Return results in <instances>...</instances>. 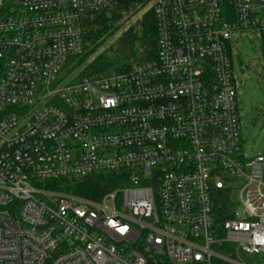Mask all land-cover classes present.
Listing matches in <instances>:
<instances>
[{
  "label": "built area",
  "instance_id": "1",
  "mask_svg": "<svg viewBox=\"0 0 264 264\" xmlns=\"http://www.w3.org/2000/svg\"><path fill=\"white\" fill-rule=\"evenodd\" d=\"M127 2L152 11L155 56L76 79L83 20ZM244 31L264 53V0H0V264H264V154L242 150L231 64ZM92 177L116 186L50 187Z\"/></svg>",
  "mask_w": 264,
  "mask_h": 264
},
{
  "label": "trees",
  "instance_id": "2",
  "mask_svg": "<svg viewBox=\"0 0 264 264\" xmlns=\"http://www.w3.org/2000/svg\"><path fill=\"white\" fill-rule=\"evenodd\" d=\"M136 7V4L127 2L117 9L91 15L83 20L81 27L84 53L76 59L73 66L74 71L81 68L76 79L83 77L101 78L122 73L127 71L132 63L155 56L156 26L152 11H148L139 21L125 30L107 50L84 65L88 57L114 35L116 29L123 24L124 17ZM115 186L116 182L107 177H92L80 181H57L50 184L51 188H58L64 192H71L84 197H99L111 191ZM229 203L231 202H229L227 193L221 192L214 202L218 221H223L229 217L225 213Z\"/></svg>",
  "mask_w": 264,
  "mask_h": 264
},
{
  "label": "rangeland",
  "instance_id": "3",
  "mask_svg": "<svg viewBox=\"0 0 264 264\" xmlns=\"http://www.w3.org/2000/svg\"><path fill=\"white\" fill-rule=\"evenodd\" d=\"M148 11H150L148 7H136L126 15L123 24L116 29L114 35L101 44L84 65L107 50L125 30L139 21ZM231 47L234 48L231 64L240 118L242 150L247 156L262 155L264 154V53L261 42L255 33L244 31L231 37ZM80 70L81 68L74 71V75H78ZM231 198L237 202L238 194L235 192ZM239 256L244 264H255L258 261L257 257L243 252H240Z\"/></svg>",
  "mask_w": 264,
  "mask_h": 264
}]
</instances>
